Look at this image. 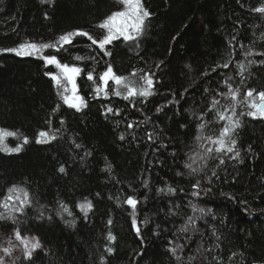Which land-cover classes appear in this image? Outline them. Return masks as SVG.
<instances>
[{
  "label": "trees",
  "instance_id": "obj_1",
  "mask_svg": "<svg viewBox=\"0 0 264 264\" xmlns=\"http://www.w3.org/2000/svg\"><path fill=\"white\" fill-rule=\"evenodd\" d=\"M141 3L142 30L101 49L59 38L102 39L121 0H0V134L22 145L0 150V204L13 196L0 245L17 230L40 242L12 264H264V117L249 115L264 91V0ZM48 56L80 69L79 109ZM109 66L138 90L150 77L151 94L112 80L97 92ZM221 113L239 121L232 152L216 151ZM41 131L55 139L38 143Z\"/></svg>",
  "mask_w": 264,
  "mask_h": 264
},
{
  "label": "snow or ice",
  "instance_id": "obj_2",
  "mask_svg": "<svg viewBox=\"0 0 264 264\" xmlns=\"http://www.w3.org/2000/svg\"><path fill=\"white\" fill-rule=\"evenodd\" d=\"M121 3L124 5V10L123 11H117L109 15L108 17L105 18V20L102 22L100 25L101 28L107 30V34L102 38V39H95L91 35H89L88 32L84 31H74V32H69L64 35H62L59 39L62 43H71L72 42V37L74 36H84L87 37L89 40L92 41L93 44H98L101 49L105 47V45L110 44L113 39H116L118 36H123L126 40L133 39L134 37L131 35L132 32L139 33L144 24V19L150 15V13L143 8V5L141 3V0H121ZM255 11L264 13V6H261ZM43 47H50V45H44ZM24 48H31L33 50H38V46L35 44H28V45H20V49ZM12 51H16L13 49ZM17 54L19 55H24V54H30V53H25L23 51H18ZM48 64H54L57 68L61 69V75L60 76H53V80H55L56 84L58 86H62L63 80H67L69 83L72 84V96H65V102L68 103L72 107H76L79 109V107L83 104V99L79 97L78 95H75L76 92V86H75V76L79 74L80 69L76 67H69L66 64H61L57 57L55 56H48L44 58ZM79 59V57H77ZM228 65L225 64L224 67H227ZM88 79H93L92 75L89 74ZM100 79L103 81L105 88H97V92L104 91L106 94V88L108 81L111 79L114 81V83L117 86H123L125 89L128 91V96H133V95H142V96H147L150 95V89L153 85V81L150 77H145L143 78L145 80V85L146 87L143 89H136L134 87H129L128 82L126 81L125 78L123 77H118L116 76L113 72L111 67L109 66L108 70L100 77ZM231 86L229 85V88ZM67 91V89H65ZM238 93V90H230L229 95L232 96L233 99H235L236 95ZM116 95H119L120 92L117 91L115 93ZM254 90H249L246 94L248 98L253 97ZM256 96L258 97L257 99H252L250 107L254 109L255 111L249 112V115H257L259 114L260 116L264 117V91L256 93ZM127 98V97H126ZM216 102H214L215 105ZM108 111H112L111 109H108ZM219 119L221 120H227L228 125L225 126L221 133L220 136L214 141V143L217 144L216 151L218 152H232L233 147L230 145H235L236 141L231 139V135L234 132L235 128L239 126V121H234L232 120V117L225 116L224 114H219ZM203 127V125H201ZM16 133H9V132H3V134H0V145H3L4 137L5 136H15ZM38 136L40 138H45V139H38L37 142H46L47 139H55V136H49V133L46 131H41ZM24 143H28V138H24ZM22 148V145H18L15 148H9L7 145H3V147H0V150L6 151V152H19ZM211 151V149H209ZM238 155V153H237ZM188 167H191V165H188ZM61 172L64 171L63 168L60 169ZM171 190V189H170ZM22 192L23 196L25 197L24 200H21V204L28 203L29 201L26 199L28 196V193L23 190L19 189L16 186H13V188L9 189V193L12 192ZM13 199L12 195H8L6 197V200L0 204L5 209L9 208V204L7 201H10ZM16 199H20L19 196L16 197ZM129 205L135 207L136 205V200L133 199L132 197H129L126 201ZM82 210H87L92 207L91 202H86L84 204L80 205ZM16 211H21L22 208H16ZM64 211H68V209L65 207ZM202 211V210H201ZM71 214V213H69ZM2 218V216H0ZM133 224L135 225V221H133ZM139 231V229H137ZM16 238L21 241V243L24 244L25 250H26V257L30 258L32 255V251H34L36 248L40 247L39 241H36L34 243H30L26 238H23L17 230L15 232ZM110 239H114L111 235L109 236ZM5 253H9V249H4ZM111 251V249H109ZM173 251H175L173 249ZM0 264H3L2 258H0Z\"/></svg>",
  "mask_w": 264,
  "mask_h": 264
},
{
  "label": "rangeland",
  "instance_id": "obj_3",
  "mask_svg": "<svg viewBox=\"0 0 264 264\" xmlns=\"http://www.w3.org/2000/svg\"><path fill=\"white\" fill-rule=\"evenodd\" d=\"M134 33L135 32H132L131 35H133ZM58 71H59L58 76H60L61 75V69H59ZM76 77H77V75L75 76V80H74L75 86H76L75 95H78L80 97V95L78 93V86H77ZM109 81H108V83H109ZM64 88L67 89V91L64 89L65 96L70 97L73 95L72 84L69 83L67 80H66ZM102 88H105L104 83H103ZM15 232L16 231H13V232H10L8 235H6L5 239L3 240V242L0 245V258H2L3 264H12L17 257L26 256V250H25L24 244L21 243V241L16 238ZM20 234L23 238H26L30 243H34L36 241H39L34 236L23 234L21 232H20ZM39 244H40V242H39ZM6 248L10 250L9 253H5L4 249H6ZM34 251H32V253Z\"/></svg>",
  "mask_w": 264,
  "mask_h": 264
}]
</instances>
